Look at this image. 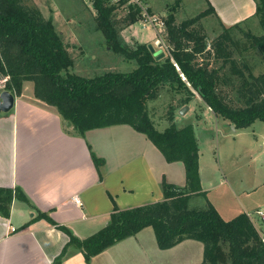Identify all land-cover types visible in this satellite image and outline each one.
Returning <instances> with one entry per match:
<instances>
[{
	"label": "trees",
	"instance_id": "obj_1",
	"mask_svg": "<svg viewBox=\"0 0 264 264\" xmlns=\"http://www.w3.org/2000/svg\"><path fill=\"white\" fill-rule=\"evenodd\" d=\"M90 1L97 15V30L110 49L136 64V69L127 74L109 71L93 78L71 73L75 60L53 18L46 19L35 5H29V0H0V78L9 77L5 90L20 96L24 83L33 82L36 98L56 107L80 136L116 125L133 127L145 134L168 162L185 165L187 184L178 187L164 181V200L129 209H120L112 198L114 210L110 222L85 240L75 237L46 213H39L33 221L45 219L67 234L70 242L63 254L73 246L84 254L87 262L151 227L163 251L187 240L202 243V264H264L262 228L246 213L226 221L208 201L199 171L200 149L194 126L179 127L175 123L178 107H172L167 119L170 125L160 131L148 109V102L169 87L179 97L180 108L198 99L236 129L249 127L257 119L264 120V73L255 76L247 64L240 65L234 59L232 34L239 24L224 28L209 47L201 22L215 14V9L209 5L197 17L178 24L177 1L164 18L169 52L159 58L162 52L151 44L137 43L130 47L121 36L125 28L139 22L137 11L128 14L108 0ZM255 2V17L264 28V0ZM252 39L264 55V35ZM203 55L206 60H201ZM212 60L222 64L211 67ZM234 79L239 85H234ZM234 92L238 100L232 96ZM93 157L97 166L103 164V160L94 154ZM193 196L207 200V208H190ZM15 197L30 202L20 189L0 188L1 216H10ZM224 247L228 249V257Z\"/></svg>",
	"mask_w": 264,
	"mask_h": 264
},
{
	"label": "crops",
	"instance_id": "obj_2",
	"mask_svg": "<svg viewBox=\"0 0 264 264\" xmlns=\"http://www.w3.org/2000/svg\"><path fill=\"white\" fill-rule=\"evenodd\" d=\"M204 1L208 8L211 5L215 9L211 16L222 29L257 18L255 0ZM148 3L158 15L155 4L150 0ZM29 84L25 82L22 94L16 96L15 107L0 114V188L20 189L30 201L28 204L15 197L10 216L0 215V264H160L163 259L175 264L176 251L192 248L196 241L187 240L163 251L153 228L148 227L87 262L73 246L63 254L70 242L67 234L45 219L33 221L39 213H46L75 237L85 240L110 222L112 198L120 209L159 202L164 200V181L185 187L187 179L182 162H168L145 134L129 125L78 135L56 107L36 98L34 86ZM27 86L31 88L28 91ZM163 124L156 123L157 128L164 131L169 127ZM230 128L237 130L233 125ZM93 154L103 160L102 165L97 166ZM199 164L203 191L223 217L222 210L228 209H223L216 193L226 187L233 195L236 191L222 178L219 185L208 187L201 161ZM236 196L242 208L239 215L244 212L251 216ZM199 250L197 261L180 264H202L203 244Z\"/></svg>",
	"mask_w": 264,
	"mask_h": 264
},
{
	"label": "rangeland",
	"instance_id": "obj_3",
	"mask_svg": "<svg viewBox=\"0 0 264 264\" xmlns=\"http://www.w3.org/2000/svg\"><path fill=\"white\" fill-rule=\"evenodd\" d=\"M154 3L157 14L167 18L169 7L179 1L177 23L195 18L208 9L204 0H150ZM35 5L46 19L53 18L56 30L61 33L65 45L69 49L75 65L71 73L83 77L93 78L106 72L130 73L136 69V64L128 62L123 56L115 53L108 46L103 34L97 30L96 12L90 0H29V5ZM125 13H121L123 16ZM206 42L210 47L213 41L223 32L213 16L202 19ZM142 26V25H141ZM140 25L134 24L125 28L121 36L130 46L137 43L152 44L156 51L168 54L169 48L157 44L159 39L156 30L148 25L142 29ZM164 34V33H163ZM264 35V28L258 18L247 20L233 31L235 45L233 55L240 65L247 64L255 75L264 73V55L260 48L253 44L252 36ZM166 42V40H165ZM203 58V59H202ZM201 60H206L203 55ZM211 67H219L222 62L211 61ZM228 73L227 68L225 69ZM1 79V78H0ZM239 85L234 79V85ZM33 88L34 83L28 85ZM27 86V91L31 88ZM230 89V87H228ZM227 88V89H228ZM228 89V90H229ZM238 100V94H232ZM179 98V97H178ZM178 98L169 87L160 91V95L148 102V109L152 119L162 127L169 126L167 121L172 107H178L175 121L181 125L192 124L195 129L196 138L200 149V161L202 171L206 177L208 187L227 182L234 187L236 195L239 196L254 217L255 224L261 227L264 234V223L257 216V211L264 212V120L257 119L249 127L234 131L229 127L226 119L215 116L213 112L204 109L207 106L200 100L194 101L188 107L185 114H181L178 106ZM234 126V125H233ZM162 131V128H158ZM226 187L217 191L220 196L223 217L232 220L239 215V201L236 195L229 193ZM229 197V200H228ZM189 207L192 209H206V200L202 197L191 198ZM244 213V212H242ZM251 217V218H252ZM193 242V241H192ZM192 248H182L174 254L175 264L181 262L193 263L200 257L199 242ZM228 257V249L224 247ZM160 264H172L170 260L163 259Z\"/></svg>",
	"mask_w": 264,
	"mask_h": 264
},
{
	"label": "built area",
	"instance_id": "obj_4",
	"mask_svg": "<svg viewBox=\"0 0 264 264\" xmlns=\"http://www.w3.org/2000/svg\"><path fill=\"white\" fill-rule=\"evenodd\" d=\"M111 5H115L119 8H124V10L129 14L131 11H137L139 16L138 25H142L141 27H147L148 25L152 26L155 30L157 35L159 36L157 40V44L162 47L164 45L168 48L165 42L164 32L166 30V23L165 19L156 14H154L151 10V7L148 3V0H108ZM169 50V49H168ZM183 76V75H182ZM184 78V77H183ZM185 79V78H184ZM9 81V77H4L0 79V93L3 92L6 88V84ZM211 109V108H210ZM76 202L80 203L77 199ZM257 216L259 219L264 222V213L261 211L257 212ZM251 221L255 223V218L249 216ZM252 217V218H251ZM13 231H16V228H13ZM264 242V239H263Z\"/></svg>",
	"mask_w": 264,
	"mask_h": 264
},
{
	"label": "water",
	"instance_id": "obj_5",
	"mask_svg": "<svg viewBox=\"0 0 264 264\" xmlns=\"http://www.w3.org/2000/svg\"><path fill=\"white\" fill-rule=\"evenodd\" d=\"M153 49H155L152 46ZM162 51L160 50L159 53ZM163 53L159 55V58L163 57ZM16 105V95L4 90L3 92L0 93V114L1 113H8L10 112ZM189 107L186 106L181 110V114H185L188 111ZM69 126H71L70 123H68Z\"/></svg>",
	"mask_w": 264,
	"mask_h": 264
}]
</instances>
